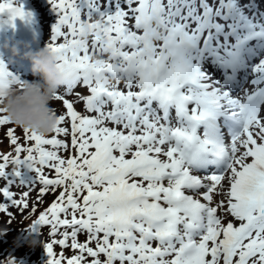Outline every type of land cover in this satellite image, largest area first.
I'll return each instance as SVG.
<instances>
[{"label":"snow or ice","instance_id":"snow-or-ice-1","mask_svg":"<svg viewBox=\"0 0 264 264\" xmlns=\"http://www.w3.org/2000/svg\"><path fill=\"white\" fill-rule=\"evenodd\" d=\"M49 2L64 78L52 133L8 118L25 81L0 59L7 223L51 194L30 226L50 229L47 264H264V0ZM5 13L31 18L21 0H2Z\"/></svg>","mask_w":264,"mask_h":264},{"label":"clouds","instance_id":"clouds-1","mask_svg":"<svg viewBox=\"0 0 264 264\" xmlns=\"http://www.w3.org/2000/svg\"><path fill=\"white\" fill-rule=\"evenodd\" d=\"M84 38H97L107 45V36L99 29L92 30L84 24ZM9 49L12 56H21L31 62V71L39 80L25 81L22 89L10 92L3 101V107L11 122L21 128H27L40 135H48L53 132L57 124V117L53 113L51 104L54 93L63 85V76L56 67V59L53 52L45 45L33 51L28 44L21 42L5 41L3 45ZM7 229H0V236H4ZM29 246H36L42 241L31 232L27 234ZM0 264H9L8 259L0 260Z\"/></svg>","mask_w":264,"mask_h":264},{"label":"rangeland","instance_id":"rangeland-1","mask_svg":"<svg viewBox=\"0 0 264 264\" xmlns=\"http://www.w3.org/2000/svg\"><path fill=\"white\" fill-rule=\"evenodd\" d=\"M0 2H2V0H0ZM20 134V133H18ZM3 137V132H0V138ZM2 146L8 147V148H12V146L10 145L9 141L7 139H3L2 143H0V151H2ZM36 193L33 192L32 193V199H35ZM44 200V198H43ZM31 203L29 206V211L21 214L20 211L15 208V207H10V211L13 213V217L12 219V223L9 225L7 223L9 217L7 216V214H0V229L1 226L4 225H8V231L6 233V235L4 236H0V260H3L4 257L11 255L13 253V248L15 249H21L23 248V246L25 245L24 243H22L25 238H27V233L30 232V229L26 232L23 233L26 229V227H22L23 226V219L26 217H30L32 214L30 212L31 209ZM38 211V208H37ZM37 213V212H36ZM28 224V223H26ZM23 233V234H22ZM29 254V252L27 251H21L19 254L15 255L14 257L16 258V262L21 261L22 259H24V262L26 264H33L36 261V256L35 255H31L28 258H25L27 255Z\"/></svg>","mask_w":264,"mask_h":264}]
</instances>
